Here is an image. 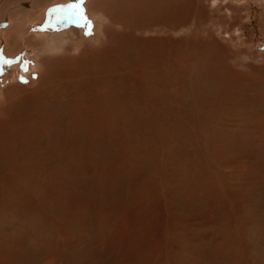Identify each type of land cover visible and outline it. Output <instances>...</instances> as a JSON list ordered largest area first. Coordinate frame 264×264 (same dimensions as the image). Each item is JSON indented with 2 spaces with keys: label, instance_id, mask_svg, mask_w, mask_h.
<instances>
[{
  "label": "rangeland",
  "instance_id": "rangeland-1",
  "mask_svg": "<svg viewBox=\"0 0 264 264\" xmlns=\"http://www.w3.org/2000/svg\"><path fill=\"white\" fill-rule=\"evenodd\" d=\"M0 264H264V0H0Z\"/></svg>",
  "mask_w": 264,
  "mask_h": 264
},
{
  "label": "bare ground",
  "instance_id": "bare-ground-1",
  "mask_svg": "<svg viewBox=\"0 0 264 264\" xmlns=\"http://www.w3.org/2000/svg\"><path fill=\"white\" fill-rule=\"evenodd\" d=\"M91 3H92V1L90 2V4H91ZM87 5H89V1H87ZM80 11H81V9H80V7H79V11H78V13H79ZM78 13H77V14H78ZM77 14H76V15H77ZM75 17H76V16H73V17H71V18H70V17H69V18L66 17V18H67V22L72 21ZM24 22L27 23V20H24ZM24 22L21 21V25H20V26H19V25L17 26V25H16V21H15V19H8V20L4 21V24H3V25H4V26H10V25H11L10 28L13 29V30H14V29L16 30V27L19 28L18 31L22 34L21 36H22V38H23V41H25L24 39H26V35H25V33H26V27H27V26H26V24H24ZM19 23H20V22H19ZM35 23H36V22H35ZM11 29H10V31H12ZM20 29H21V31H20ZM6 33H10V32H6ZM30 40H31V39H30ZM6 42H7L6 39H5V40L2 39V44H6ZM26 42L29 43V42H30L29 39L26 40ZM27 43H26V45H27ZM11 61H12V60H11Z\"/></svg>",
  "mask_w": 264,
  "mask_h": 264
},
{
  "label": "water",
  "instance_id": "water-1",
  "mask_svg": "<svg viewBox=\"0 0 264 264\" xmlns=\"http://www.w3.org/2000/svg\"><path fill=\"white\" fill-rule=\"evenodd\" d=\"M79 11V7H76V6H69V7H66L64 10H63V14L64 16H66L67 18H71L73 16H76V14L78 13Z\"/></svg>",
  "mask_w": 264,
  "mask_h": 264
}]
</instances>
